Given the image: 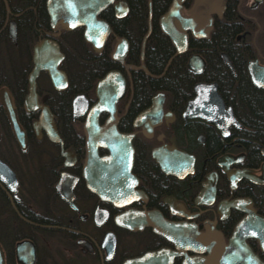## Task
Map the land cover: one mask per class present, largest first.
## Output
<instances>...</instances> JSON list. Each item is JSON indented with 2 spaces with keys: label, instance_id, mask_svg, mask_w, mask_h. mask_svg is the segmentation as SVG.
Instances as JSON below:
<instances>
[{
  "label": "flooded vegetation",
  "instance_id": "1",
  "mask_svg": "<svg viewBox=\"0 0 264 264\" xmlns=\"http://www.w3.org/2000/svg\"><path fill=\"white\" fill-rule=\"evenodd\" d=\"M136 1L100 9L93 44L48 0H0V264H264V87L248 71L264 67V0H175L177 45L159 23L173 0L156 18L143 0L139 36Z\"/></svg>",
  "mask_w": 264,
  "mask_h": 264
},
{
  "label": "water",
  "instance_id": "2",
  "mask_svg": "<svg viewBox=\"0 0 264 264\" xmlns=\"http://www.w3.org/2000/svg\"><path fill=\"white\" fill-rule=\"evenodd\" d=\"M112 0H48V8L49 12L51 14V17L53 19L57 18L59 15L58 14H63V18L67 21L70 22L73 25H84L85 26V38L89 41H91L93 44L97 40V36L101 33V38L99 41L102 40L104 35L107 32L106 26L101 23V22H96L95 20V14L102 9L105 5L110 3ZM175 0H173L172 5L169 7L167 12L161 16L159 23L160 27L163 31V33L167 34L172 42L177 45V43H184V39L182 36V33L177 30L170 19L173 13V9L175 7ZM178 13V12H177ZM60 17V16H59ZM72 25V26H73ZM37 46V45H36ZM35 46V56H34V68L32 73L30 74V92H32V81L33 77L36 74L37 70L40 67H43L40 65V59L38 56V51L40 48ZM54 48V47H53ZM55 65L51 64L49 66H44V68L48 69L51 77H58L61 76L55 69ZM251 80L253 81L254 84L264 87V67H255L251 66L248 68ZM108 75H106L102 80L98 81L96 87L98 92L101 91V96H100V101L97 103L96 106L93 107V112L92 118L97 115V113L102 109L103 107V100L106 97H104L103 92L104 89L106 88L107 84L109 81H107ZM6 108H7V113L10 117L11 120V125L13 132L15 133L17 139L20 138V129L14 119V114L13 111L10 107V103H6ZM45 114H48L46 111H44ZM88 125L94 126V123L92 122V119L88 118ZM95 129V128H94ZM48 136L51 140L53 141H59L56 133L50 128V125L47 129ZM94 147V146H93ZM94 157L93 152H88V162ZM120 167V166H119ZM115 167V168H119ZM125 216H131V214H127ZM124 216V218H125ZM135 216H139V218H143V214L140 215H134L130 218H135ZM121 217V216H120ZM120 217H116L117 223H120ZM144 219H150L152 220V217L150 214H146ZM132 225V222H129ZM151 225L153 226L152 222ZM155 228L157 229L156 232L165 235L171 239V241L175 243H180L181 238L184 235V230L183 227L177 224H169L166 226H169V228H165L163 223H156L154 224ZM168 255V254H167ZM166 257L162 255L161 253L158 252H147L143 254L142 256L136 257V258H129L125 259L121 264H157V263H163L164 261L166 262ZM167 263V262H166Z\"/></svg>",
  "mask_w": 264,
  "mask_h": 264
},
{
  "label": "trees",
  "instance_id": "3",
  "mask_svg": "<svg viewBox=\"0 0 264 264\" xmlns=\"http://www.w3.org/2000/svg\"><path fill=\"white\" fill-rule=\"evenodd\" d=\"M142 2H145V1L143 0H138V2L136 1V8L132 9L131 14L128 19L130 21L128 22V25L134 26V29L133 27L132 29L134 30L137 36H139L142 33V30L145 27V6H142ZM166 4H167V0H153L152 1V9L154 11L155 18L162 11V9H164ZM155 34H157V30L155 31ZM79 61L80 60L78 59L76 60V62H79ZM89 65L91 67H94V62H92ZM178 66L179 64H177V67ZM240 82L243 83L245 81L243 79H240ZM253 111L254 113L260 114L259 107L257 105H256V109H253ZM259 125H264V122L260 123Z\"/></svg>",
  "mask_w": 264,
  "mask_h": 264
}]
</instances>
